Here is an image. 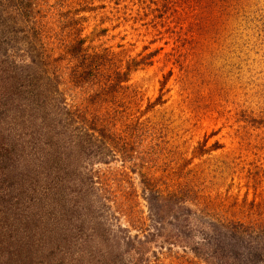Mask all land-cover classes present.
<instances>
[{
  "label": "rangeland",
  "instance_id": "obj_1",
  "mask_svg": "<svg viewBox=\"0 0 264 264\" xmlns=\"http://www.w3.org/2000/svg\"><path fill=\"white\" fill-rule=\"evenodd\" d=\"M34 2L27 28L43 31L47 65L42 88L24 99L26 105L34 96L35 115L25 107L27 120L19 121L26 132L23 167L47 159L48 152L39 146L43 140L53 143L61 127L54 125L64 124L59 116L65 118L66 110L74 113L76 122L82 115L96 119L98 128L107 124L119 146L127 144L132 151L129 160L117 154L91 167L67 160L63 181L71 190L74 181L79 186L89 176L95 183L92 199L82 210L86 220L69 201L73 192L63 194L65 210L77 211L79 218L75 213L60 220L53 216L52 193L44 186L9 189L12 211L21 218L31 216L34 225L27 229L22 220L14 224L11 209L0 212L3 248H10L13 239L25 246L23 251L17 247L21 261L16 253L11 264H46L51 247L58 251L50 260L53 264L60 259L62 264H95L90 252L104 264H205L178 239L175 226L169 225L178 223L173 215L183 214L181 230L193 240L204 219L264 221V0ZM78 39L84 40L83 59L67 53V44ZM96 58L105 75L128 74L121 90L105 96L99 93L101 83L76 82V71ZM20 105L13 101L9 106L8 129H17L9 120L23 109ZM32 136H39L35 149L29 147ZM56 159L49 157L50 169L63 170L64 162ZM143 179L152 180L163 193H189L193 200L178 195L167 206L165 231L126 252L121 229L141 240L155 230ZM32 191L35 198L29 200ZM78 219L85 220L83 235L86 230L93 235L88 243L73 238ZM105 238L111 243L107 247ZM108 255L119 260L107 262Z\"/></svg>",
  "mask_w": 264,
  "mask_h": 264
},
{
  "label": "trees",
  "instance_id": "obj_2",
  "mask_svg": "<svg viewBox=\"0 0 264 264\" xmlns=\"http://www.w3.org/2000/svg\"><path fill=\"white\" fill-rule=\"evenodd\" d=\"M34 1L0 0V202L3 203L0 212L3 213V210H7L8 213L14 205L12 204L13 199L10 198L12 196L9 189L16 191L19 186L21 190H24V186H27L29 189L30 184L34 188L44 186L45 192L52 193V196H50L52 199L49 202L52 203L53 216L54 218L58 216L60 220L67 218L69 215L73 216L75 213L78 217L77 211H74L73 214V210H65L64 200L66 196L63 194L66 191L73 192L70 195L71 198L69 201H72L73 208L79 210L80 212H78L82 218L86 220V215L82 213V210L86 208L84 204L86 202L89 203V199H92L91 194L95 189V183L93 178L89 176L88 180H85L79 186L74 181V188L71 190L69 186L71 184L63 181L65 174H67L64 170L69 166L67 165V160L70 161V164L77 162L79 165L86 164L88 167L97 163L105 164L110 160H114L117 154L123 160H129V152L132 151V148H127V144L119 146L118 136L106 127L107 124H104L102 128H98L96 119L83 118L82 115L81 121L77 118L78 122H76L74 113L66 110L65 118L62 117L63 114L59 116L60 119L64 120V124L62 125V122L58 121L54 125H60L61 127L55 133L56 138H53V143L50 140L46 142L43 140L44 143L39 146L41 152H48L46 155L47 159L40 164L36 161L34 162L36 165L23 167V154L25 151L23 138L26 137V132L23 129L24 126L19 121L23 122L27 120V116L24 114L26 113L24 110L25 107L35 115V111H33L35 107L32 104L34 96L31 97L32 100L30 103L28 101L31 98L28 97V101L25 103L26 105H24V99L27 97L26 94H31L35 91L39 92L42 88L41 85H43L44 80L42 76L45 72L44 67L47 65L46 53L44 54L43 31L38 30L36 27L27 28L28 22L33 18L31 8L36 5ZM83 45V39H78L73 45L70 43L67 44L68 55L77 59H83ZM23 58L28 60L27 64H25V61H22L24 60ZM103 67V63L101 66V64L97 63L96 58L89 65L83 64L82 68L76 71L74 79L79 85L89 84L91 86H98L101 83L99 93L105 96H108L110 93H115L117 89L121 90V85L128 82V74H121L119 71H115L112 74L105 75L102 71ZM13 101L18 105L20 102L21 105L18 108L23 107V109H19L20 113L18 112V115L12 114V117L10 116L9 121L15 124L17 129H8L5 126L7 124L6 117L8 111L11 110L9 106ZM83 121H85V124ZM38 138L33 139L32 136L29 147L31 146L35 149V141H39ZM50 156L57 158V162L58 159L63 161V165H65L63 166L64 169H60L62 166L56 167L54 170L50 169L53 168L48 163ZM32 178L33 180L36 179V181L31 182ZM142 184L146 192L144 200L147 202L148 210L152 215L156 216L155 230L150 233V236L145 235L144 239L141 240L138 236L133 238L128 236L129 232L126 229H121L126 234L121 236L123 244L126 247V252L130 251L131 248H139L142 243L155 239L165 231L166 227L163 226V223L166 212H169L167 206L169 207V204L176 200L178 195L181 197H192L191 194L184 192L170 193L168 191L167 193H163L150 179H143ZM29 194V200H33L35 198L34 192L32 191ZM192 200L193 197L189 201ZM180 202L182 201L180 200ZM13 211L11 219L14 224L20 223V220H22L25 228L34 227L31 216L26 215L21 218ZM207 214L209 215V213ZM182 215H173L172 219L178 223L172 224L170 221L169 225L175 226L178 239L181 242L184 241L187 243L185 249H188L193 254L196 261H204L205 264H210L209 262H215V264H264V221L245 224L240 221L221 220V218L204 219L202 221L203 229L199 230V237L193 240L192 234L184 233L181 230L182 224L180 218L183 219L181 217ZM190 215L191 211L187 209L186 217ZM183 221L185 220L183 219ZM84 222L79 221V224L76 226L77 233L73 237L75 241L82 242L80 244L88 243L87 240H89V237L92 238L93 236L92 233H87V230L85 231L86 235H83ZM61 237H59L60 240L65 239L66 241L69 238L65 236ZM165 237L167 236L165 235ZM33 238L29 237V241ZM82 238L84 239L82 240ZM104 240L107 243L106 247L111 244L108 243L110 239L105 238ZM2 243L0 241V264H11L14 258L12 256L17 253V247H21L22 251L24 250L23 247H25L20 240L16 239L12 240L10 248L7 247V249L3 248ZM90 246L88 244V247ZM49 250V261L46 264H53L50 260H53L52 258L57 256L58 251L53 250V247ZM22 251L17 253V261H21L19 257ZM86 253L88 252L82 253L81 257ZM90 253L88 255L91 258V262L104 264L103 261L94 256L93 252ZM111 258L118 259V256L112 257L108 255L106 261L108 262L109 259V261L113 262ZM120 261L114 262L113 264H119ZM62 263L60 259L57 260L56 264Z\"/></svg>",
  "mask_w": 264,
  "mask_h": 264
}]
</instances>
